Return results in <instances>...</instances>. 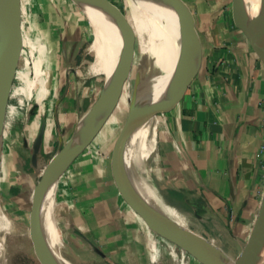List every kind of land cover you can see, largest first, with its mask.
Returning <instances> with one entry per match:
<instances>
[{
    "label": "crops",
    "instance_id": "obj_1",
    "mask_svg": "<svg viewBox=\"0 0 264 264\" xmlns=\"http://www.w3.org/2000/svg\"><path fill=\"white\" fill-rule=\"evenodd\" d=\"M183 1L190 11L204 12L211 0ZM27 6L30 12L26 23ZM170 6L173 41L166 66L168 78L178 51L176 11ZM17 18L20 39L14 77L20 72L18 66L25 47H31L29 63L33 77L31 81L25 80L26 86L21 90L34 101L30 114H41L40 120L35 118L32 124V142L35 130L38 132L45 118L42 149L52 139L61 142L66 125L72 123L69 119L85 105L72 89L87 34L79 13L65 0H18ZM195 28L199 35L198 25ZM233 29L239 28L232 26L230 30ZM199 47L202 51L194 56L195 73L197 64L203 59L202 43ZM194 75L184 86L164 89L158 98L159 114L164 115L166 125L161 132V159L182 194L193 195L203 202L204 213L211 210L221 218H229L231 207H234L235 219L240 221L256 197L259 198L257 213L264 189V167L260 163L264 156V128L259 117V102L254 97L258 93L247 91L251 85L248 87L238 77L232 92L227 93L226 82L217 85L207 77L196 80ZM257 85L259 92L260 83H254L253 87L256 89ZM41 107L46 110H40ZM81 165L82 169L92 168L91 164ZM66 167L62 177L70 170V166ZM62 177L59 221L66 232L75 235L76 241L86 246L99 261L151 264L154 258L162 263L163 259L173 260L180 255L176 244L154 232L137 212L134 213L141 221L129 211L130 206L115 184L112 193H101L99 189L88 193L90 186L96 184L92 179L79 180L81 183L73 191ZM257 190H260L259 195ZM164 241L170 243L172 249ZM183 258L186 264H203L186 251Z\"/></svg>",
    "mask_w": 264,
    "mask_h": 264
},
{
    "label": "rangeland",
    "instance_id": "obj_2",
    "mask_svg": "<svg viewBox=\"0 0 264 264\" xmlns=\"http://www.w3.org/2000/svg\"><path fill=\"white\" fill-rule=\"evenodd\" d=\"M54 1L59 2L60 0ZM111 1L122 15L126 30V67L121 89L118 94L119 97H117L104 124L99 128L90 143L70 161L68 164L70 170L64 174V177L60 174L57 184L56 219L63 232V240L66 241L65 245L70 256L81 263L105 264L95 258L91 251L86 250V246L77 242L75 235L66 232L60 223L58 207L60 200L63 197L61 196L60 189L61 177L63 181L67 182L66 185H69V189L73 191L81 183L79 180H84V177H88V179L90 178L96 183L95 185L90 186V192L88 191V193L94 192L98 189L101 193H103V191L105 193L106 191L112 193L114 184L119 187V170H117L119 163H116L115 160V157H118L120 150L118 143H120V137L128 115V106L133 92L135 78L142 72L145 63L148 60V55L142 53L137 45L136 31L129 18V10L126 0ZM65 2L75 8L79 13V20L84 25L87 34V40L83 47L84 49L87 43L91 40V34L86 25L84 12L72 0H65ZM29 9V6H27L24 12L26 23L29 20ZM191 19L195 24L198 22L197 29L199 35L197 34V43L199 44L197 45L195 54L200 52V50L202 51V48L199 47L201 43L203 47V59L197 64L198 69L194 75L196 77L195 79L203 80L207 77L210 82L217 85H224L226 82L227 93H231L234 89L237 77L242 79L248 87L251 85L247 91L255 94L256 92L258 93V95L256 94L254 97L256 98V101L259 102L258 106L261 109L259 117L261 119L262 127L264 128V64L255 53L244 33L239 29L230 30L232 26L237 28L233 16V0H211L206 11L201 12L197 9L191 10ZM195 24L194 26L196 27L197 25ZM225 26L227 28H225ZM195 27L194 29L196 30ZM118 30L121 36L119 27ZM120 42L121 37L119 39V43ZM221 48H224L225 50H222ZM29 55H31V47L26 46L20 66H18L20 72L16 77L11 79L10 89L7 93L2 132V154L0 158V203L5 212L16 223L19 231V234L15 238L17 249L12 252L9 264H52L40 248L37 239L32 233V229L34 228L32 213L34 187L40 178L39 173L44 165L50 160L53 154L56 153L60 144L67 141L75 129L76 123L81 114L87 110L93 101L99 96L104 84V77L100 74H93L91 78L81 79L83 66L89 62L90 58L83 61L80 54V62L76 67L75 85H73L72 90H76L78 97L83 101L82 104H84L85 101V105L80 106V112H77L72 119H69L72 123L66 125V129L62 132L61 142L54 139L50 142H46L40 150L37 168H33L30 164L32 152V140L30 139L32 135L31 130L34 119L37 118L40 120L41 114H37V116H32L30 114L34 101L27 98L21 90L22 87L26 86L25 80L28 79L31 81L33 77V70L29 63L31 62ZM193 63L196 65L195 58H193ZM254 83H260L261 87L259 88V92L256 91L258 85L256 89L253 87ZM69 84L71 86V80ZM158 100L159 99L157 98L154 104L159 103ZM39 109L45 111L46 107H41ZM156 115L164 117V115L159 114L158 111L156 112ZM110 121L117 123L116 128L113 130H109L105 127L106 123ZM34 133L35 135L37 134V129ZM161 137L162 133L159 132L157 134V139L160 168L157 172L152 171L151 169L150 171L148 170L149 177H151L153 182L164 191L174 189L178 198L182 199L187 205H193L194 209L199 211L201 215L204 214L203 202L200 203L201 200L195 199V196L193 195L187 196L186 194H182L177 181L167 173L165 164L161 159ZM25 143L27 146H25ZM85 163L88 165L91 164V170H86V168L82 169L81 164ZM260 163L263 168L264 156ZM116 166L117 169H115ZM259 193L260 190H257L258 195ZM258 199L259 198L256 197L250 207L245 209L243 218L240 221L235 219L236 208L234 207H231L229 218H221L210 211L206 213L210 217L206 219L209 223L215 224L218 227H223L227 240L218 233L214 226L209 229L202 228V231L211 239L219 241L228 252L236 257L247 241L252 228L250 226H253L256 217ZM133 211L136 212L135 210ZM135 216L141 221V218H139L137 214ZM77 247L80 250H77ZM170 248L172 249L171 245ZM178 250L180 249L178 248ZM183 253L180 255L182 258ZM171 263L172 260L165 261L163 259L162 263L159 262L158 264Z\"/></svg>",
    "mask_w": 264,
    "mask_h": 264
},
{
    "label": "water",
    "instance_id": "obj_3",
    "mask_svg": "<svg viewBox=\"0 0 264 264\" xmlns=\"http://www.w3.org/2000/svg\"><path fill=\"white\" fill-rule=\"evenodd\" d=\"M176 11L177 18V57L173 70L165 82V89L174 86H184L194 73L193 58L197 48V35L194 29L191 11L183 0H166ZM103 8L117 23L121 32V42L116 64L111 73L110 83L105 98L99 108L89 119L85 129L78 133V119L76 127L70 137L60 144L56 153L42 168L33 193V220L34 231L38 244L52 264H66L56 249L52 248L44 227L42 217V200L45 189L53 177H58L70 161L87 146L93 139L99 128L106 121L121 89L122 79L126 67V40L125 25L119 10L111 0H92ZM264 5V0H262ZM18 0H0V158L2 154V132L7 103V93L10 89V81L15 75L16 60L19 54V25L17 18ZM233 16L237 27L244 33L257 56L264 64V37L259 28L250 17L244 0H233ZM264 26V14H263ZM144 78L142 72L135 78L133 92L129 101L128 115L120 139V150L115 157V169L119 170V189L127 204L135 210L146 224L157 234L176 244L183 251L188 252L203 264H228L219 255L204 247L199 241L189 237L176 229L152 204L141 189L136 178V170L130 152L131 139L139 121V109L147 102L154 101V89L146 90L140 94ZM101 92V91H100ZM102 96V95H101ZM100 94L95 99L101 98ZM155 113L160 111L159 103L153 104ZM46 121L42 119L40 127L32 142L31 164L37 168V162L42 146ZM77 143L76 146H73ZM1 162V161H0ZM41 170V171H42ZM193 215L201 218V213L193 209ZM264 240V189L260 199L253 226L247 241L238 253L232 264H254L257 252Z\"/></svg>",
    "mask_w": 264,
    "mask_h": 264
},
{
    "label": "bare ground",
    "instance_id": "obj_4",
    "mask_svg": "<svg viewBox=\"0 0 264 264\" xmlns=\"http://www.w3.org/2000/svg\"><path fill=\"white\" fill-rule=\"evenodd\" d=\"M72 1L83 10L86 25L91 34V40L81 52L83 61L90 58L89 62L83 66L81 79L91 78L93 74H100L104 77V84L100 92L101 98L94 100L91 106L80 116L78 133H81L89 123L90 117L98 112L107 93L111 73L119 52L120 34L116 21L92 0ZM244 1L250 17L264 37V5L262 0ZM126 2L130 21L136 31L137 45L142 53L148 55V60L142 70L144 80L139 93L142 95L146 90H155L154 101L147 102L139 109L138 125L130 144L138 183L152 204L176 229L199 241L204 247L219 255L226 263L232 264L236 257L228 252L219 241L211 239L202 231V228L209 229L214 226L218 233L227 240L223 227L209 223L206 219L210 217L206 213L202 214L199 219L194 217L192 213L194 206L187 205L182 199L178 198L174 189L164 191L149 177L148 170L151 169L157 172L160 168L157 134L163 132L166 128L164 117L156 115L153 104L165 89L164 84L168 79L166 66L173 41L170 21L171 6L166 0H126ZM116 126L117 123L110 121L106 123L105 127L113 130ZM76 144L74 143L73 146H76ZM42 172L43 170L39 173L40 176ZM57 184L58 177L55 176L45 189L42 200V217L47 238L52 248L56 249L66 264H93L76 261L69 254L65 245L66 241L63 240V232L56 219ZM129 211L135 214L131 207H129ZM148 232L150 234V231ZM32 233L36 237L34 229H32ZM18 234L16 223L5 212L0 203V264L10 263L11 254L17 249L15 238ZM164 242L170 247V243ZM157 250L159 251V247H157ZM183 252L180 248V255ZM180 255L175 257L171 264H186V261ZM105 264L111 263L107 262ZM151 264H158L156 258L153 259ZM254 264H264V240L256 254Z\"/></svg>",
    "mask_w": 264,
    "mask_h": 264
},
{
    "label": "trees",
    "instance_id": "obj_5",
    "mask_svg": "<svg viewBox=\"0 0 264 264\" xmlns=\"http://www.w3.org/2000/svg\"><path fill=\"white\" fill-rule=\"evenodd\" d=\"M221 49H222V50H225L224 48H221ZM28 97H29V96H28ZM28 97H27V98H28ZM33 113H34V112H33ZM198 212H199V211H198ZM199 213H200V212H199Z\"/></svg>",
    "mask_w": 264,
    "mask_h": 264
}]
</instances>
